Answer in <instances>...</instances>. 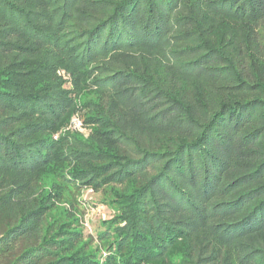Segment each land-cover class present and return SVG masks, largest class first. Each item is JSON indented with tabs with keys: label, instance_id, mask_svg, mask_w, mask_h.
<instances>
[{
	"label": "trees",
	"instance_id": "obj_1",
	"mask_svg": "<svg viewBox=\"0 0 264 264\" xmlns=\"http://www.w3.org/2000/svg\"><path fill=\"white\" fill-rule=\"evenodd\" d=\"M129 83L192 132L143 144L124 133L115 100ZM75 116L89 137L69 130ZM253 126L264 139V0H0V264H264V157L212 210L171 206L156 186L212 164L201 196L215 195L233 159L210 154V134ZM86 186L111 210L96 235L81 220ZM222 212L239 219L214 220Z\"/></svg>",
	"mask_w": 264,
	"mask_h": 264
},
{
	"label": "rangeland",
	"instance_id": "obj_2",
	"mask_svg": "<svg viewBox=\"0 0 264 264\" xmlns=\"http://www.w3.org/2000/svg\"><path fill=\"white\" fill-rule=\"evenodd\" d=\"M156 56L160 54L161 60L164 61L162 66H167L165 61H167L168 56H166L165 51L158 47L154 49L153 52ZM163 53L165 57L163 58ZM155 56L149 55L150 59H154ZM137 62H141L140 58H137ZM171 70L170 72L173 76V79L176 82L173 84H178L180 81V73L179 71L175 70L174 60L171 59L167 63ZM64 79L66 78L67 81L71 82L70 76L66 74H61L58 72ZM178 79V81H177ZM137 84L129 83L128 89L124 92V97H117L115 100V104L117 107H123L125 113L122 115V119L119 122L120 129L129 135L135 136L139 139V142L143 144L146 143H154L158 136L162 135L164 132L167 134L174 133L175 127L180 124H175L176 121L180 118V112L168 115V108L169 104L167 101H163L162 97L157 95V92L152 93L147 89L141 91ZM130 89V90H129ZM132 95V98L129 97ZM199 110L196 111L198 113L203 112L202 107L200 105ZM117 107L115 110H117ZM172 116V119H171ZM169 117V119H168ZM177 119V120H176ZM176 120V121H175ZM72 125L70 126L69 130L73 132H78L82 134L84 138L89 137L91 129L89 126L83 124V116H75L74 120L72 121ZM180 122V119L178 120ZM258 125V124H255ZM259 125H261L259 123ZM184 129V130H183ZM260 128H255V126L250 128H245L241 130L233 140L230 139V136L226 140H219L221 138L220 134L225 129H217V131H213L211 135V149L210 154H220L221 158H223L224 163L229 160L231 156L233 159V163L230 169L226 172L224 176V180L220 186V189L217 190L216 194L209 197L204 198L201 196V192L204 191L203 185L206 182V178L213 172L215 168L211 164V170L208 173H204L203 176L194 177L191 176L192 169L197 168V162L194 164L193 168H186L185 174H180L177 176L175 174H171L173 178H168L166 180L157 181L156 186L159 188H163L165 191L166 189V196L167 195L171 198L169 200V205H178L180 206L181 200L184 201L182 203L190 204L189 200H192L200 209L203 207L210 208L214 207L215 204L222 203L224 201H231L233 199V195L235 192L228 190L229 185H232V182L237 177H241L245 174H251L254 171V167L257 166L264 157V139L261 137L256 138L257 133L255 131H259ZM186 131V133L192 132L190 128H187L185 125H180V132ZM219 134V135H218ZM220 136V137H219ZM226 135L225 137H227ZM56 137V136H55ZM126 138H122L125 141ZM226 141V142H225ZM131 144V142H130ZM226 147V148H225ZM131 148H129L130 150ZM229 149V150H227ZM86 151H89L86 148ZM229 151V153H228ZM231 153V155H229ZM194 154L195 160L198 158L199 151L196 149L194 152H187L184 155V161L187 162V159ZM131 156H136L137 154L130 153ZM229 155V156H228ZM145 161L144 168L141 170V174L143 177L149 178L153 175H156L158 169V162L152 161L151 158L143 160ZM220 161L219 160H216ZM222 161V160H221ZM169 172V171H168ZM171 173V172H169ZM196 178V179H195ZM165 188V189H164ZM169 190L173 193L175 190H181V193L176 194V198L171 196ZM228 190V191H227ZM190 195V196H189ZM177 197H180V201ZM189 197L191 199H189ZM80 208L83 212L82 214V224L85 230L92 234L96 235V231L101 228L100 222L103 220V215H105V219L109 218V213L111 210L106 207V204L102 201V196L99 192L94 191L90 186L84 187L82 191V196L80 197ZM162 209H169L167 206L162 207ZM219 213L218 216L214 219L220 223L228 224L229 222H233V220H238L239 216L234 214H223ZM186 213H181L180 216L184 217ZM255 239L259 240L256 236H248L243 238V242L247 247L254 246ZM252 240V241H250ZM248 253V249L245 250Z\"/></svg>",
	"mask_w": 264,
	"mask_h": 264
}]
</instances>
